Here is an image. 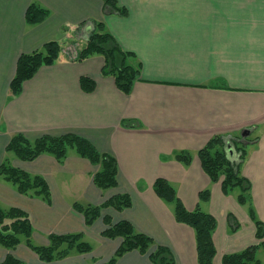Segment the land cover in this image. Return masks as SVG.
Masks as SVG:
<instances>
[{
	"label": "crops",
	"instance_id": "crops-1",
	"mask_svg": "<svg viewBox=\"0 0 264 264\" xmlns=\"http://www.w3.org/2000/svg\"><path fill=\"white\" fill-rule=\"evenodd\" d=\"M118 1L129 12L126 18L105 16L102 0H0V165L8 158L14 168L42 177L51 193L48 204L0 179V206L29 215L35 245H48L51 234L82 233L92 246L89 253L53 262L41 261L24 243L13 250L0 246V263L11 254L25 264H104L122 242L101 235L108 217L111 224L128 221L150 237L149 253L163 246L174 264H198L195 233L176 222L172 205L155 194L158 178L175 188L188 211L200 208L216 219L212 264L260 242L247 206L237 202L239 191L225 196L220 182L212 183L203 171L197 152L213 136L239 137L252 129L249 141L239 139L251 144L241 174L251 183L252 205L264 223V83H259L264 81V0ZM32 3L49 11L37 25L25 21ZM97 20L142 65L141 80L129 95L102 75L101 55L76 60L80 42L91 32L83 25ZM51 41L62 48L59 59L42 66L11 97L20 55ZM81 77L94 81L93 92L82 89ZM16 134L29 140L66 134L86 139L116 160L117 186L99 189L93 175L100 166L73 150L61 162L50 154L32 161L7 157L5 147ZM181 151L191 154L190 164L174 158ZM206 189L210 199L200 202ZM116 195H129L131 207L104 208L90 226L73 208L74 203L98 206ZM149 253L133 250L116 264H153Z\"/></svg>",
	"mask_w": 264,
	"mask_h": 264
},
{
	"label": "trees",
	"instance_id": "trees-1",
	"mask_svg": "<svg viewBox=\"0 0 264 264\" xmlns=\"http://www.w3.org/2000/svg\"><path fill=\"white\" fill-rule=\"evenodd\" d=\"M104 12L127 16L128 11L118 5L117 0H102ZM106 14V13H105ZM49 16V11L38 4L28 6L25 21L28 25L42 23ZM62 48L56 41L45 43L40 50L29 54H22L18 58L16 73L10 82V95L17 97L22 90L23 83L33 78L42 66L53 65L61 56ZM94 55H101L105 64L102 68L103 76L114 79L115 86L125 95H129L134 84L141 80L142 65L133 53L123 51L114 37L104 30L102 23H95L94 29L89 33L84 48L77 54V61L85 60ZM82 89L91 93L95 90V83L87 77H81ZM123 126L128 122L123 121ZM133 125V124H132ZM131 126V125H130ZM238 136L227 137L223 135L213 136L206 145L197 152L201 166L212 183L221 184L222 193L231 195L235 190L239 191L237 202L241 206H247L250 220L256 228L255 237L260 242L246 249L223 256L222 264H264V223L261 222L252 205L251 183L242 176L241 166L248 156L249 143L240 141ZM232 148L234 154H229L228 148ZM73 150L77 155L87 159L93 165H99L100 169L93 175L94 184L101 190H107L117 186V162L107 154L100 153L89 141L79 136L66 134L58 137L42 136L35 140H29L22 134L13 135L5 147V153L23 161H32L42 154L53 155L59 162L63 161L68 152ZM177 161L188 165L191 154L187 151L175 153ZM0 179L11 183L16 190L27 196H37L46 203L51 202V193L46 181L36 175H30L11 166L8 158L0 165ZM155 194L167 204L172 205L176 222L191 227L195 233L198 264H212L216 250L213 244V233L217 227L216 219L196 208L188 211L178 198L175 188L165 179L158 178L153 184ZM200 202H208L210 191L208 189L199 193ZM132 201L129 195H116L98 206L90 204L82 205L74 203L73 208L83 214L85 224L90 226L99 218L101 210L111 207L121 211L129 208ZM234 222L233 216H228ZM107 228L101 235L104 238H121L122 242L113 256L104 264H116L124 254L137 250L141 254H147L153 240L135 230L128 221H120L111 224L108 217H104ZM49 244L35 245L32 242V226L29 215L18 208H2L0 206V246L13 250L19 244L24 243L33 251L41 261L53 262L69 256L71 253L84 254L92 250L82 233L48 236ZM149 259L153 264H174L175 260L170 250L163 246H157L149 253ZM0 264H25L11 254H7Z\"/></svg>",
	"mask_w": 264,
	"mask_h": 264
},
{
	"label": "rangeland",
	"instance_id": "rangeland-1",
	"mask_svg": "<svg viewBox=\"0 0 264 264\" xmlns=\"http://www.w3.org/2000/svg\"><path fill=\"white\" fill-rule=\"evenodd\" d=\"M117 2H118V5H119V7H121V8H125V7H123V6H121L120 4H119V1L117 0ZM126 10H127V8H125ZM128 11V10H127ZM106 13V14H105ZM103 14L105 15V16H116V17H120V18H126L127 16H129V13H128V15L127 16H125V17H123V16H119V15H114V14H110V13H108V12H104V9H103ZM95 23H102L103 24V27H104V30L105 31H108L110 34H111V32L109 31V29H107V25L105 24V22L103 21V20H97V21H88V22H86L84 25H83V28H90L91 29V31L94 29V27H95ZM80 26V25H79ZM79 26L77 25V28H74V31H76V30H78V28H79ZM74 34H76V33H74ZM83 34H85V33H83ZM112 35V34H111ZM89 36V35H88ZM88 36L87 37H85V40H83L82 42H80V46H79V48H77L79 51H78V53L84 48V46H85V44H86V40H87V38H88ZM84 37V36H83ZM84 44V45H83ZM135 55V54H134ZM136 59H137V57H136ZM138 60V59H137ZM139 61V60H138ZM259 83H264V81H259ZM248 130H250V132H252V129H249L248 128ZM251 136V133H250V135L248 136V137H245V138H243L245 141H249L248 139H249V137ZM248 143V142H247ZM256 144V143H255ZM249 146H251V144L249 145ZM33 242V241H32ZM74 255H80V254H76V253H71V254H69V256H74ZM69 256H67V257H69Z\"/></svg>",
	"mask_w": 264,
	"mask_h": 264
},
{
	"label": "water",
	"instance_id": "water-1",
	"mask_svg": "<svg viewBox=\"0 0 264 264\" xmlns=\"http://www.w3.org/2000/svg\"><path fill=\"white\" fill-rule=\"evenodd\" d=\"M250 134V130L248 129H244L243 131H241V137L245 138Z\"/></svg>",
	"mask_w": 264,
	"mask_h": 264
},
{
	"label": "bare ground",
	"instance_id": "bare-ground-1",
	"mask_svg": "<svg viewBox=\"0 0 264 264\" xmlns=\"http://www.w3.org/2000/svg\"><path fill=\"white\" fill-rule=\"evenodd\" d=\"M248 136H249V135H248ZM248 136H247V137H248ZM239 138L242 140L241 133H240ZM228 150H229V154L233 156L234 152H233L232 148L229 147Z\"/></svg>",
	"mask_w": 264,
	"mask_h": 264
}]
</instances>
